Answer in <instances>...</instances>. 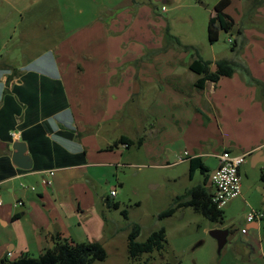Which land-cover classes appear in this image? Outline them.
Returning <instances> with one entry per match:
<instances>
[{"label":"crops","instance_id":"crops-1","mask_svg":"<svg viewBox=\"0 0 264 264\" xmlns=\"http://www.w3.org/2000/svg\"><path fill=\"white\" fill-rule=\"evenodd\" d=\"M24 11L29 6L17 10ZM225 11L242 31L239 36L229 33V39H237L232 53L239 59L215 53L213 59L195 57L194 45L165 31L163 39L159 34L127 43L126 19L118 16L89 19L63 35V22L54 30L38 23L42 17L36 22L39 10L32 17L21 16L9 36L0 26V251L10 244L2 259L20 250L30 252L31 245L42 253L53 246V234L82 240L70 215L85 212L81 197L95 179L90 168L115 164L122 157L120 149L133 146L119 143L118 151L117 146L110 148L122 135L143 137L137 151L151 154L148 158L174 160L167 165L190 166L192 158L200 157L208 168L207 161L213 159L216 169L218 155L229 150L249 153L254 165L264 169V91L240 68L230 77L204 82V74L191 68L202 58L215 71V62L227 59L242 63L252 78L264 83V0H231ZM58 13L62 15L61 9ZM19 27L31 46L40 27L61 35L53 43H41L35 55L6 53L2 40L9 37L11 43ZM253 32V40L245 38ZM18 141L30 156L29 168L13 161ZM32 180L44 188L36 191L28 185ZM111 198L110 192L104 202ZM67 205L72 207L68 211ZM246 227L258 233L261 219L247 221ZM258 254L264 259L262 248Z\"/></svg>","mask_w":264,"mask_h":264},{"label":"rangeland","instance_id":"rangeland-1","mask_svg":"<svg viewBox=\"0 0 264 264\" xmlns=\"http://www.w3.org/2000/svg\"><path fill=\"white\" fill-rule=\"evenodd\" d=\"M218 1L167 0L162 3L154 0H0V26L6 29L3 34L9 36V29L22 19L21 16L32 17V13L39 10L40 15L38 13L34 17L36 22L42 17L38 23L43 27H51V30L57 28L54 25L62 26L63 22V35L65 31L69 32V29L83 25L89 19L110 21L118 16L126 19L123 30L127 43L153 40L159 34L163 39L164 31L169 25V33L181 36L185 44L194 45L191 50L195 57L199 54L205 59H213L216 54L233 60L239 59L238 55L232 53V44L228 39L233 36L229 33L222 30L218 41L213 44L209 41L208 21L215 13L214 6ZM28 6L29 11L22 14L17 12ZM163 6L166 7L164 11ZM59 9L62 15H59ZM21 29L19 27L11 42L15 44L13 48L9 37L2 40L5 44L2 48L6 53L20 50L21 53L26 51L35 55L41 51V43H53L61 35L54 31H43L40 27L34 30L35 45L31 46L20 36ZM256 34L250 33L245 38L253 40ZM262 41L264 43V38ZM118 147L117 145L114 150L118 151ZM137 147L138 145H133L125 151L120 149L122 157L109 167L90 168L95 179L89 184L90 191L87 187V193L81 197L82 206L86 207L85 212L79 215L72 212L70 215L82 237L81 241L101 242L107 251L106 259L96 260L92 264H264V259L258 254L260 248L264 250V218L261 219L262 227L258 233L253 228L246 227L247 215L253 210L262 211L264 208V169L260 165H254L252 158L246 157V166L241 172V196L222 207V219L213 221L191 206L179 207L172 215L161 216L164 210L173 206V199L177 195L186 194L193 186L204 184L206 175H209L207 187H212L210 178L216 171L215 163L213 159L207 161L208 170L203 173L198 168L191 177L188 162L167 165L168 161L172 163L174 160L165 161L158 158V155L155 159L148 158L152 155L148 153L147 157L137 151ZM148 151L151 152L147 148ZM28 185L34 186L36 191L44 188L39 180H32ZM2 190L7 200L8 191H5L4 186ZM111 190H116L117 194L109 203H105L104 199L110 196ZM117 203L119 207L115 206ZM71 208L66 206L67 211ZM123 210L127 211V216ZM134 224H139L142 228L138 241H144L152 231L165 228V249L144 253L140 259L132 261L128 251V234ZM214 228L230 229L228 241L220 253L216 239L210 235ZM242 229L249 233H242ZM6 246V249L3 247L0 251V260L8 253L10 244ZM35 249L31 245L30 252L27 253L39 256L40 250ZM21 255L20 250L9 259L13 260Z\"/></svg>","mask_w":264,"mask_h":264},{"label":"trees","instance_id":"trees-1","mask_svg":"<svg viewBox=\"0 0 264 264\" xmlns=\"http://www.w3.org/2000/svg\"><path fill=\"white\" fill-rule=\"evenodd\" d=\"M230 3L231 0H219L214 6L215 13L208 21V37L211 43L218 41L220 31L222 30L226 33L236 34L237 36L242 33L240 28H236L232 17L225 11ZM169 31L170 29L168 26L166 29L168 36L170 34ZM236 44L237 39H233L232 49H234ZM215 65L216 70L212 71L209 61L198 58L192 62L191 68L204 74L200 82H204L205 80L217 81L221 77H230L237 68H240L254 84L264 91V83L254 77L252 78L248 68L242 63H236L227 59H219L215 62ZM143 140V137L133 140L122 135L121 138L115 142V145L110 146V148L117 146L119 143L126 144L127 146H140ZM198 168H200L203 173L208 170V167L203 164L200 157H194L190 160L191 177ZM208 181L209 175H206L204 184L193 186L186 194L177 195L175 199H173V206L164 210L161 216H170L174 213L176 208L191 206L213 221L222 219L223 210L213 201V190L212 187H207ZM115 206L119 207V203L115 204ZM123 212L127 216V211L123 210ZM262 212L264 214V208ZM141 230L142 228L139 224H134L128 234V251L132 261L140 259L144 253L162 251L167 244L165 228L162 227L152 231L144 241H138L137 238ZM51 239L53 241V246L45 249L44 252L37 257L25 252L20 257L13 260L5 257L0 260V264H92L96 260H104L107 258V251L101 242L75 241L70 238H63L60 234H53Z\"/></svg>","mask_w":264,"mask_h":264},{"label":"built area","instance_id":"built-area-1","mask_svg":"<svg viewBox=\"0 0 264 264\" xmlns=\"http://www.w3.org/2000/svg\"><path fill=\"white\" fill-rule=\"evenodd\" d=\"M162 10H166V7L163 6ZM233 38L229 39V42H232ZM249 153H238L234 154L229 150H224L221 154L218 155V167L216 171L212 174L210 180L213 186V201L222 208L231 200L241 196L242 192V179L240 168L245 163L246 157ZM53 173V172H51ZM116 190L111 191V196H116ZM0 204L2 201L0 199ZM22 201H18L17 205H22ZM264 216L262 211L253 210L247 215L246 220L251 222L256 218L262 219ZM246 229H243L242 232H246Z\"/></svg>","mask_w":264,"mask_h":264},{"label":"water","instance_id":"water-1","mask_svg":"<svg viewBox=\"0 0 264 264\" xmlns=\"http://www.w3.org/2000/svg\"><path fill=\"white\" fill-rule=\"evenodd\" d=\"M154 1L164 3L166 0H154ZM24 145L25 144L20 141L16 142V144L13 145V149L15 150V153L13 154V161L19 167L29 168L30 156H27L24 154L25 152ZM229 233H230V229L228 228H225V229L214 228L210 231V235L213 238H215L217 241L219 253L222 251L223 247L226 245L228 241Z\"/></svg>","mask_w":264,"mask_h":264}]
</instances>
